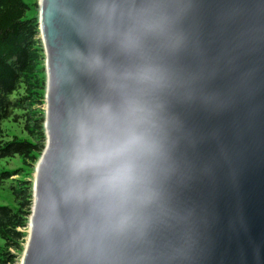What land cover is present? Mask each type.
<instances>
[{"label":"water","instance_id":"95a60500","mask_svg":"<svg viewBox=\"0 0 264 264\" xmlns=\"http://www.w3.org/2000/svg\"><path fill=\"white\" fill-rule=\"evenodd\" d=\"M38 24L47 146L22 264H264V0H39ZM129 99L161 155L155 200L118 230L68 165L78 122Z\"/></svg>","mask_w":264,"mask_h":264},{"label":"clouds","instance_id":"9594fccd","mask_svg":"<svg viewBox=\"0 0 264 264\" xmlns=\"http://www.w3.org/2000/svg\"><path fill=\"white\" fill-rule=\"evenodd\" d=\"M99 14L104 17L103 6ZM92 64L97 69L102 67L99 60H93ZM134 79L144 87L158 83L151 68L141 69ZM152 115L146 103L129 99L119 115L102 109L94 128H88L84 121L77 124L69 173L73 177H91L84 195L108 210L110 222L118 230L134 227L132 209L150 205L157 195L152 177L161 144L154 133ZM113 121L123 129L120 135L114 134Z\"/></svg>","mask_w":264,"mask_h":264},{"label":"trees","instance_id":"16d2710c","mask_svg":"<svg viewBox=\"0 0 264 264\" xmlns=\"http://www.w3.org/2000/svg\"><path fill=\"white\" fill-rule=\"evenodd\" d=\"M28 6L22 0H0V161L16 157L31 159L33 155H42L45 147L37 144L35 133L45 135L44 122L37 121L35 130L27 127L21 136L6 142L2 124L5 121L27 123L29 116L26 109L27 84L25 77L33 66L34 38L38 34V21L27 18ZM10 178L9 173H0L1 178ZM29 190V191H28ZM25 188L20 194L18 209L0 206V237L4 246L18 249L25 235L20 229L28 225L29 210L33 192ZM10 242H13L10 245ZM0 261L6 262L0 253Z\"/></svg>","mask_w":264,"mask_h":264},{"label":"rangeland","instance_id":"374dc122","mask_svg":"<svg viewBox=\"0 0 264 264\" xmlns=\"http://www.w3.org/2000/svg\"><path fill=\"white\" fill-rule=\"evenodd\" d=\"M27 6V18L36 19L39 22V0H22ZM39 27V24H38ZM34 59L33 66L25 77L27 84L26 91V109L28 110L29 116L27 123L21 119L20 123H13L12 121H5L2 124L4 133V140L6 142L13 140L17 136H21V131L25 127L29 131L35 130V123L42 120L45 123L47 103V58L45 47L42 41V36L38 28V34L34 38ZM45 127V124H44ZM40 135L35 133L38 145L47 146V135L45 130L44 137L38 139ZM45 151V150H44ZM31 159H21L16 157L11 160L0 161V173H9L10 178L0 179V206H8L12 209H18L21 201V192L25 188H31L33 197L31 198V206L29 210L28 225L20 231L25 235L24 239L19 243L18 249L4 246V241L0 237V253L3 254L5 261L10 259V262L5 264H22L24 252L26 250L28 238H29V222L31 219L33 206H34V183L36 178V169L40 162L42 155H33ZM29 191V190H28ZM10 245H13L8 240ZM0 264H4L0 261Z\"/></svg>","mask_w":264,"mask_h":264}]
</instances>
